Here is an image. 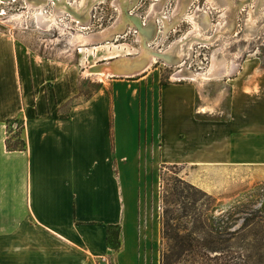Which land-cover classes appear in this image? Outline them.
<instances>
[{
    "label": "crops",
    "instance_id": "obj_1",
    "mask_svg": "<svg viewBox=\"0 0 264 264\" xmlns=\"http://www.w3.org/2000/svg\"><path fill=\"white\" fill-rule=\"evenodd\" d=\"M237 59L112 78L83 99L78 72L1 29L0 264H160L142 222L160 167L197 187L264 182V57ZM12 120L24 150L7 148Z\"/></svg>",
    "mask_w": 264,
    "mask_h": 264
},
{
    "label": "rangeland",
    "instance_id": "obj_2",
    "mask_svg": "<svg viewBox=\"0 0 264 264\" xmlns=\"http://www.w3.org/2000/svg\"><path fill=\"white\" fill-rule=\"evenodd\" d=\"M35 1L44 5L46 15L55 14L56 24L50 29L41 27L35 17L36 10L29 7L27 0H0V30L22 39L26 50H34L42 58L78 72L83 99L112 78H130L153 70L161 73L163 81L189 79L193 73L210 69L214 56L224 59V68L234 66L236 58L239 62L246 56L264 57V0H95L88 16L79 15L81 23L69 12L56 14L58 0ZM65 2L79 6L83 0ZM16 14L22 15L13 20ZM131 17L139 19V24L129 25ZM105 28L112 32L109 38L93 40L87 45L73 42L74 34L89 35ZM141 29L149 34L145 45L157 54L150 58L151 62L133 73L116 74L111 69L104 75L86 72L99 64L109 68L119 62L140 60ZM183 37H186L182 42L185 51L179 55L172 47ZM240 47L245 48V54L235 53ZM158 54L162 55L157 58ZM110 56L111 59H104ZM179 70L188 74H178ZM17 126V123L11 125L12 143L17 142ZM153 177L154 197L150 213L142 222L146 239L160 264L170 244L164 238L165 226L170 233H186V227L210 232L209 225H188L186 220L192 217H225L228 224L221 228L224 235L232 237L230 245L242 248L253 262L264 258V182L250 175H236L231 184L217 181L214 187H197L186 179L181 167L173 166L160 167Z\"/></svg>",
    "mask_w": 264,
    "mask_h": 264
},
{
    "label": "trees",
    "instance_id": "obj_3",
    "mask_svg": "<svg viewBox=\"0 0 264 264\" xmlns=\"http://www.w3.org/2000/svg\"><path fill=\"white\" fill-rule=\"evenodd\" d=\"M17 123V142L12 143L8 136L6 141L9 150H24L26 142L21 138L24 128L23 120H12L8 125V133L13 132L11 125ZM15 132V131H14ZM188 225H209L210 232L189 230L180 234L169 232L165 226L164 238L168 240L169 247L161 258V264H264V258H258L253 262L251 256L242 248L230 245L231 236L224 235L223 225L228 224L225 217L190 218L186 220ZM245 249V248H244Z\"/></svg>",
    "mask_w": 264,
    "mask_h": 264
},
{
    "label": "bare ground",
    "instance_id": "obj_4",
    "mask_svg": "<svg viewBox=\"0 0 264 264\" xmlns=\"http://www.w3.org/2000/svg\"><path fill=\"white\" fill-rule=\"evenodd\" d=\"M59 2H56V5H57V11H56V14L57 13H71V14H74L72 15L73 18L77 21H79V15H84L85 17L88 16V11H90L91 9V6H92V2L95 1V0H83V2L81 4H79V6H74L73 4H69L67 2H65V0H58ZM28 4H29V7H33L36 11H35V17L38 21V23L40 24L41 27L43 28H49V27H52L54 24L57 23V19H56V16L55 14L52 15V16H49V15H46L44 13V10H43V7L44 5L43 4H39L38 1H35V0H27ZM69 10V11H68ZM22 14H16L14 15L12 18L13 20L14 19H19L21 17ZM125 16H126V13H125ZM130 17V16H129ZM123 18H126V17H123ZM133 17L131 18H128L129 21H128V24L131 25L132 27L133 26H136L139 24L138 20H135L132 19ZM11 19V18H10ZM120 20V19H119ZM127 20V19H126ZM80 22V21H79ZM118 22V21H117ZM122 22V21H121ZM124 22V21H123ZM81 23V22H80ZM115 25V24H114ZM113 25V26H114ZM118 25V24H117ZM122 26V25H121ZM141 26V25H140ZM111 28V27H110ZM110 28H105L99 32H95V33H92V34H89V35H85V34H74V40L73 42H77L81 45H87V44H90L92 43L93 40H103L105 38H109L112 34L111 30H109ZM50 29V28H49ZM118 29V28H117ZM116 29V30H117ZM145 29V28H144ZM64 31V30H63ZM122 31V30H121ZM147 32V31H146ZM145 32V33H146ZM144 33V30L141 29L140 30V35L138 37V41L141 43V48H142V53H140V60L136 61L135 63H126V64H114L112 66H109V68H107L105 65L103 64H99V65H95L93 67H91L90 69H88L86 72L89 73V74H99V75H104V74H108L107 71H109L110 69L112 70L113 73H133L135 71H137L138 68L140 67H144L146 63L148 62H151L149 61L150 58L152 57H155L157 56L156 52L152 51L151 49L148 48V46L145 45V38L147 36H149V34H145ZM115 35V34H114ZM187 37V36H186ZM186 37H183L182 39H179L177 41L174 42L173 44V47L172 49H175L177 50V52L179 53V55H182L183 54V51H185L183 48H182V43ZM189 37V36H188ZM187 37V38H188ZM149 38V37H148ZM192 39V38H191ZM197 39V38H196ZM194 40V39H193ZM202 40V39H200ZM188 41V40H187ZM203 41H208V40H204ZM185 42V41H184ZM209 43V41H208ZM160 44V43H159ZM186 44V43H185ZM190 47V46H189ZM192 47V46H191ZM151 48V47H150ZM157 48V47H156ZM155 48V49H156ZM188 49V48H186ZM154 50V49H153ZM168 50V49H167ZM192 50V49H191ZM172 51V50H171ZM170 51V52H171ZM174 51V50H173ZM160 53V52H159ZM169 52H165V54H168ZM177 53V54H178ZM188 53V52H187ZM176 54V53H175ZM159 56L157 58L160 57V55L162 54H158ZM177 55V57L179 56ZM186 55V54H184ZM166 56V55H165ZM172 58V55L170 56ZM176 57V55H175ZM184 57V56H183ZM163 58V57H162ZM174 58V57H173ZM136 59V58H135ZM165 59V58H164ZM167 59H169L167 57ZM177 59V58H175ZM182 59V58H181ZM124 60V59H123ZM126 60V59H125ZM128 60V59H127ZM152 60V59H151ZM172 60V59H170ZM168 60V61H170ZM110 65V64H109ZM225 66V61L224 59H221L217 56H214V61L212 63V66L209 70V73H213L214 71L220 69V68H224ZM181 71V70H179ZM111 72V71H110ZM219 73V72H218ZM126 76V75H125Z\"/></svg>",
    "mask_w": 264,
    "mask_h": 264
}]
</instances>
